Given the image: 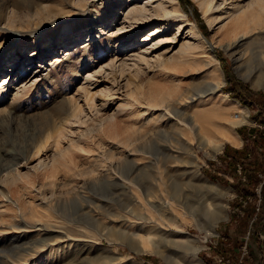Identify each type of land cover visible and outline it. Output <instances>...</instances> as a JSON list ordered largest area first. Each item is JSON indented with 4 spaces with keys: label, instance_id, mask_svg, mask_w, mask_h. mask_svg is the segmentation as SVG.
<instances>
[{
    "label": "rangeland",
    "instance_id": "rangeland-1",
    "mask_svg": "<svg viewBox=\"0 0 264 264\" xmlns=\"http://www.w3.org/2000/svg\"><path fill=\"white\" fill-rule=\"evenodd\" d=\"M157 1L0 0V79L6 77L0 89V226L15 221L14 216L23 225L18 232L0 227L15 231L11 236L0 233V264H101L93 258L99 247L134 260L112 258L110 264H264L262 206L244 228L237 204L254 199L257 206L264 171L259 172L255 194L243 196L221 156L226 144H243L226 140L224 133L242 136L239 126L256 125L252 115L235 117L236 110L245 105L250 114L264 116L259 102L245 103L233 95V84L264 87L239 75L230 25L225 18L214 20L238 0H211L213 7L207 10L201 0H163L168 8L163 15L156 13ZM133 6H143L145 18L125 16ZM189 21L204 40L194 36ZM184 40L199 44L184 53ZM215 68L221 71L219 81ZM211 81L217 82L214 89ZM162 95L169 96L161 102ZM61 118L62 130L44 139L47 127ZM220 140L222 145L213 151ZM62 151L68 166L42 169L43 162ZM129 153L135 163L122 160ZM101 157L104 165L94 174L108 167L115 171L120 162L126 173L135 171L138 181H129L130 187L91 183L88 169ZM234 164L245 179L241 162ZM196 165L213 182L211 188H193ZM176 183L182 200L197 204V213L173 210L177 219L162 224L161 234L155 235L158 246L134 251L128 235L118 230L145 233L128 219L134 218L136 205L158 213L144 203L143 189H158L170 197ZM80 190L97 203L103 200V212L119 217L116 230L99 231L80 218ZM131 192L141 194L144 202H137ZM220 201L227 215L211 230L208 221ZM142 226L149 227L148 220Z\"/></svg>",
    "mask_w": 264,
    "mask_h": 264
},
{
    "label": "bare ground",
    "instance_id": "bare-ground-1",
    "mask_svg": "<svg viewBox=\"0 0 264 264\" xmlns=\"http://www.w3.org/2000/svg\"><path fill=\"white\" fill-rule=\"evenodd\" d=\"M200 3L202 4V6H204V8H206V10L209 8L211 9L213 7L211 5V0H201ZM214 7L215 8L219 7V5L217 4ZM167 11H168V8L166 7L164 1L158 0L156 2V13L159 15L160 14L163 15V14L167 13ZM145 14H146V9L143 6H133L131 8V10L126 13L125 16H127L128 18L133 17L135 19L141 20L145 16ZM221 18H225L226 19L225 24L230 25L228 33L231 34V38H232L231 39L232 41L230 44L231 49H232L231 53H232V56L236 62V69L238 70L239 75H241L244 78H248L249 80H251L252 84L255 86L264 87V40H262L264 37V0H238V1L232 2L229 6L222 9L221 14L216 15L214 20L221 19ZM189 23L191 25L190 30L194 34V36L196 35L197 37L196 36L195 37L197 39L199 38L201 40L202 39L204 40L205 37L203 35H200V33L197 31L194 22L189 21ZM197 44H199L198 41H197ZM196 45H195L194 41L184 40L183 43L181 44L180 50L185 53L186 49H189L191 47H195ZM55 57L57 58V56H53V58H55ZM214 72H215L214 78L217 79L215 81L221 80L222 77H221L220 69L215 68ZM1 79H2V81H1ZM1 79H0V89H1V86H4L6 77H3ZM215 83H217V82H215ZM215 83L212 82V84H211L212 89H214L215 86H217V84H215ZM225 94H227V93H225ZM167 96H169V95H162V97L160 99L161 102L163 100H165ZM234 103H236V102H234ZM151 104L152 105H160L162 103H151ZM167 104L169 105L170 103H165V105H167ZM244 106L240 107V110H239L240 115L237 118H246L245 113H246L247 109H246V106L245 107ZM62 109L67 110L68 106L65 103H63ZM58 110H59V108H58ZM1 112H4V110H2ZM71 112L73 113L75 111H71ZM165 114L166 113H164V111H163L162 116H165ZM48 115L49 114H47V116ZM47 116H46V118H47ZM48 118H49V116H48ZM50 119H51V117H50ZM52 119H51V121H52ZM63 119H65V118H63ZM63 119L61 118V119L57 120V122H55V123H53L47 127L48 129H47V132H45L44 139H48L51 136L53 137L55 135V133L60 130V128L62 130V127L64 124ZM54 120H55V118H54ZM49 121H47V122H49ZM45 123H46V121H45ZM202 136H205V135H202ZM224 138L228 141H231L232 143H237V145L240 144V142H239L240 136L237 133H232V134H228V133L225 134L224 133ZM207 140L209 141L210 138L207 137ZM221 145H222V140H220L219 142H217L213 146V151L218 150ZM137 149L139 150L141 148H137ZM213 151H212V153H213ZM65 159H66L65 152L62 151V153H59L54 158H52L51 162H48V161L43 162L41 164L42 169L47 168L50 165L54 167L59 163L66 164L67 162L65 163ZM122 160L124 162H128L130 164L132 162L135 163V160H134V158L131 157L130 153L127 157L123 158ZM97 161L98 162L96 164H94V166L92 168L88 169V172L93 174L90 176V179H89V180H91V183H93V184L102 183V182L103 183L104 182H113V183H116L115 185H122V187H125V186L130 187L129 181H135V182L138 181L136 178L137 175H136L135 171L133 170L134 172L130 171V172L126 173L123 169L120 168V165H121L120 162H117V165H115V168H114L115 171L112 170L111 167L107 166L108 168H103L102 170L100 169L99 173L94 174L93 172L97 170L96 168H98L100 166V164H103L102 163L103 157L97 159ZM65 166H68V164H66ZM56 167H58V166H56ZM54 170H56V169H54ZM49 171H47V173ZM52 171H53V169H52ZM96 172H98V171H96ZM117 173H119V175ZM194 174L197 177L194 180L195 182L192 183L193 186H195L193 188H196L199 190V189H209L212 187L213 182L208 180L206 177L204 178L202 176V173L199 171L197 165L194 169ZM127 179H128V181H127ZM69 180L70 179H66L64 182L68 183ZM174 185H175V186H173L174 189H173V187L169 188V189H171V188L173 189V191H169L170 197H172L173 199H171L170 197H168L166 195H163L162 191H158V189L155 191L153 189L150 190L148 188H145L143 190H144V197L146 199V202H144V200L143 201L140 200V199H142V196H140L141 194L136 195L134 192H131V194H132L131 196L137 202L149 203L148 205L154 206L156 208V210L158 211L157 214H151L150 211L147 209H146V211L143 212L140 210L138 205H136V206H134V208L132 207V209H135V211H132V209H131V211H132L131 215L134 218L133 219L131 217H129V218L127 217V218L130 220L131 224H138L139 225L138 228L140 230H142V232L145 231V233L139 234V231H138V233L135 231L134 232H127V231L123 230V228H121L122 229L121 231H120V229L118 230L119 232H122V234H123L122 236L128 235L129 241L130 242L132 241V244H133L132 249H134V251L135 250L137 251L138 249H142V250L143 249H146V250L147 249H155L156 246H158V239L157 240L155 239L156 233L159 234L160 231H162L164 229L163 228L164 224L169 225V222H174L177 219V218H175L173 210H177V211L182 212V213L190 212L191 215H192V213H197V211H196V210H198L197 204L195 205L194 203L189 202V201H188V203L187 202L185 203L186 200L185 199L182 200L183 197H181L184 194L180 190V188H181L180 185L177 187H176V185H178L177 183ZM86 186L87 185H85V187ZM185 186H187V185H185ZM83 189H85V188H83ZM122 189H124V188H122ZM190 190H192V189L190 188ZM128 191L129 190H127V193H129ZM182 191H184V189ZM186 192H188V191H186ZM117 195H120V194H117ZM77 197H78L77 199L79 202L78 203L79 204L78 215L80 216V218H82L88 224L94 223L93 225H95V227L99 231H101V228H105L107 233L111 229L113 231V229H115V227H118V225H116V224H118V222H119L118 221L119 217H112V216L108 215V213L103 212V207H102V204H103L102 201L103 200H101V201L99 200L98 201L99 203H97V202H95L96 199L93 196L87 194L83 190L78 191ZM216 207L217 208L214 210L213 216L211 217L210 221H208L209 222L208 228L211 230L214 229L213 226L218 219H220L222 217H226V215H227V211L225 208L224 201L223 202L220 201V203H218ZM204 208H206V207H204ZM2 210L3 209H0L1 212H2ZM131 211H129V212H131ZM147 211H149L150 214ZM212 212H213V210H212ZM120 214H121L120 212L115 213V215L121 216ZM79 216L77 218H79ZM14 218H15V216L13 217V220H15V221L18 220V218H16V219H14ZM73 219H75V218H73ZM146 220H148L149 227L143 228L142 225L146 223ZM166 220H168V221H166ZM10 221H12V220H10ZM10 221H8V224H4L5 222L3 221V223H1V225H3V227L11 228V229L14 227L13 229H16V231H17V228L19 226H23L20 223H17L19 221H16V222L15 221L10 222ZM116 221H118V222H116ZM21 223H23V222L21 221ZM0 227H1V229H3L2 226H0ZM11 231H13V232H11ZM112 231H110V232H112ZM6 232H7V234H6L7 236H11V235L15 234L14 230L0 231V233H6ZM8 232H11V233H8ZM101 233L102 232H100V234ZM113 234H115V232H113ZM44 238L45 237H43V239ZM43 239L40 237L39 241L44 242ZM66 239H68V238H66ZM55 240L57 241V238ZM37 241L38 240L34 239L33 244H35ZM45 243H48V242H45ZM41 244H43V243H41ZM38 245L39 244H37L36 246H38ZM94 246H96V244H94ZM32 249H35V247H33ZM99 249L101 250V252L97 253L93 258L99 259V262L101 264H110V262H111L110 260L112 258L122 259V260H125L126 262H130V261L133 262L134 261V260H131L129 258H125L124 256L119 255L117 252H115L114 250H111L110 248L108 249V248L99 247ZM135 263H137V262L135 261ZM175 264H181V263L178 262Z\"/></svg>",
    "mask_w": 264,
    "mask_h": 264
},
{
    "label": "trees",
    "instance_id": "trees-1",
    "mask_svg": "<svg viewBox=\"0 0 264 264\" xmlns=\"http://www.w3.org/2000/svg\"><path fill=\"white\" fill-rule=\"evenodd\" d=\"M234 91L233 95L238 97V99L245 103L250 102H259V106L261 109H264V90L263 89H252L245 84H233ZM232 91V90H231ZM259 121L264 123V116L259 117ZM239 132L244 138L243 144L240 147L231 146L229 144L225 145L221 156L223 161V167L226 170H230L234 176H236V180L231 182L234 187L237 189L239 193L243 196L248 194H255V185L256 183L262 179L259 172L264 171V126H243L238 127ZM258 148H260L258 150ZM239 160L241 162V168L243 173H245V179H241L237 172L235 171L234 162ZM223 168V169H224ZM217 175V174H216ZM219 179L228 181L226 177L222 174H218ZM260 192L261 198L260 202L256 206V202L254 199H250L246 201V203L242 204L237 201V204L242 207V223L243 227L246 228L248 226V220L254 214H260L259 208L262 206V211L264 212V179L260 184ZM264 215V213H263ZM264 227V224L262 225ZM256 234L255 239H258V235ZM259 244V243H258Z\"/></svg>",
    "mask_w": 264,
    "mask_h": 264
},
{
    "label": "built area",
    "instance_id": "built-area-1",
    "mask_svg": "<svg viewBox=\"0 0 264 264\" xmlns=\"http://www.w3.org/2000/svg\"><path fill=\"white\" fill-rule=\"evenodd\" d=\"M239 115H240V112H239L238 110H236V111L234 112V116H235V117H238ZM249 115H250V112H249V110H248V111H246V118H247V117L249 118ZM249 119H251V118H249ZM251 123L256 124V125H260V126H264V123H263V122L257 121V120H255V119H251Z\"/></svg>",
    "mask_w": 264,
    "mask_h": 264
},
{
    "label": "crops",
    "instance_id": "crops-1",
    "mask_svg": "<svg viewBox=\"0 0 264 264\" xmlns=\"http://www.w3.org/2000/svg\"><path fill=\"white\" fill-rule=\"evenodd\" d=\"M253 107V106H252ZM258 109V106L256 107V110ZM255 110V111H256ZM250 112V111H249ZM250 115H252L253 116V119H255V120H259V115L257 114V113H255V112H251V114ZM242 142H243V137L242 136H240V144H242ZM240 144H238V145H240ZM237 145V144H236Z\"/></svg>",
    "mask_w": 264,
    "mask_h": 264
},
{
    "label": "water",
    "instance_id": "water-1",
    "mask_svg": "<svg viewBox=\"0 0 264 264\" xmlns=\"http://www.w3.org/2000/svg\"><path fill=\"white\" fill-rule=\"evenodd\" d=\"M208 178V177H207ZM209 179V178H208Z\"/></svg>",
    "mask_w": 264,
    "mask_h": 264
}]
</instances>
